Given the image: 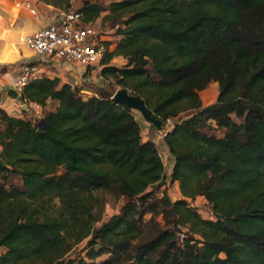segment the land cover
Returning <instances> with one entry per match:
<instances>
[{
  "label": "trees",
  "instance_id": "trees-1",
  "mask_svg": "<svg viewBox=\"0 0 264 264\" xmlns=\"http://www.w3.org/2000/svg\"><path fill=\"white\" fill-rule=\"evenodd\" d=\"M80 1L84 23L111 22L116 46L100 41L96 95L58 77L29 81L22 99L57 102L41 132L35 115L1 111L0 264H264V0ZM212 82L216 100L203 105ZM116 87L170 119L161 145L181 198L162 187L158 145L113 101ZM98 191L124 198L103 221ZM197 196L211 218L191 205ZM85 239V255L70 258Z\"/></svg>",
  "mask_w": 264,
  "mask_h": 264
},
{
  "label": "built area",
  "instance_id": "built-area-1",
  "mask_svg": "<svg viewBox=\"0 0 264 264\" xmlns=\"http://www.w3.org/2000/svg\"><path fill=\"white\" fill-rule=\"evenodd\" d=\"M22 5L28 9L34 19L40 18L31 0H24ZM101 40L92 23L83 22L81 12L59 10L48 24L41 25L26 34L18 45V48L24 46L30 49L35 59L20 66L16 78L9 83V87L20 94L29 81L45 75L44 62L62 61L83 68L85 73L88 69L96 67L99 74L101 69L99 63L105 51L104 45L100 43ZM80 93L92 95L82 87ZM22 104L26 110L39 107L35 102H28L25 99H22ZM1 111H3V102L0 100V113ZM168 122L170 123V119Z\"/></svg>",
  "mask_w": 264,
  "mask_h": 264
},
{
  "label": "crops",
  "instance_id": "crops-1",
  "mask_svg": "<svg viewBox=\"0 0 264 264\" xmlns=\"http://www.w3.org/2000/svg\"><path fill=\"white\" fill-rule=\"evenodd\" d=\"M23 1L24 0H0V100L3 102V111L15 117H23L24 111L30 114L32 110H26L22 104V100L19 99L20 94L11 89L9 83L16 78L20 66L24 62L35 59V55L30 49L24 46L18 48V45L26 34L32 32L41 25L48 24L58 13H50V11L55 9L47 5L51 8L49 9V13H47L48 15L40 13V18L34 19L30 15L28 9L22 5ZM16 63H20V66H16ZM43 69L45 76L58 77L61 82L69 83L72 86L80 85L82 82L88 83V80L92 78L86 77L83 68L62 61L51 63L44 62ZM212 83L214 84L216 82ZM216 86L218 88L217 83ZM202 91L203 90L199 92V95L203 105L210 104L203 102L204 97L201 95ZM139 123L143 138H151L150 136H146V123L142 124L140 121ZM168 129H170V127ZM153 140L155 141V139ZM174 184L177 183L175 182Z\"/></svg>",
  "mask_w": 264,
  "mask_h": 264
},
{
  "label": "rangeland",
  "instance_id": "rangeland-1",
  "mask_svg": "<svg viewBox=\"0 0 264 264\" xmlns=\"http://www.w3.org/2000/svg\"><path fill=\"white\" fill-rule=\"evenodd\" d=\"M100 1H102L103 3H107L109 0H100ZM32 3L37 8L39 14L40 13L41 14L42 13L47 14L50 11L49 9H51L49 6H47L43 3H40L36 0H33ZM80 5H81L80 0H75V1L73 0L71 8L77 10L80 7ZM54 9L55 10L50 11V13L55 14V13L59 12L58 9H56V8H54ZM103 15L104 14L102 13L101 16L99 18H97L92 23V25L95 28V30L97 31L98 35L101 37V39L109 42L108 49L114 50L118 36L115 34V28L111 27V22L102 20ZM124 61L125 60L123 58H121L119 56H115L111 59L110 64L120 67L123 65ZM15 65L20 66V63H16ZM96 69H97L96 67L88 69V71H86V77L87 78L92 77L91 80H88L89 81L88 83L82 82L80 85H78L79 87H82L85 90L89 91L92 94L90 96H93V93L96 90V88L98 87V84H103L105 82L103 78H100V74H98ZM117 88L118 87H116L115 90ZM217 90H218V88L216 86V83L210 84L205 90H203L201 92L202 97H204L203 102L204 103H211V102L215 101L216 95H217ZM83 95H85L87 97L86 94H83ZM56 105H57L56 101L49 100V101H47V103L44 107L39 106V107L32 108V111L30 110L31 112L29 115H32V116L36 115L38 118H41L45 113H47L50 110H53L56 107ZM133 113L135 114L136 118L142 124L146 123V126H145L147 128V132H145V133H147L146 136H150L151 138L155 139V141L158 145L159 152L162 156V159L164 161V166H165V178L166 179H165V185L162 187H165L168 195L170 196V198L172 200H176L178 198H181V194L178 190L177 185L174 183H171L170 178H169V174L171 171V164H172L171 157H170L169 153L167 152V150L161 145V136L166 130H168L169 127H171V124L168 123L166 125H160V124L157 125L155 123H152V122L145 120L139 111L133 110ZM24 116H26V115H24ZM12 181L16 184L20 183L17 175L12 176ZM96 195H97L98 200H99L96 204V208L98 210H100V209L102 210L101 221L107 220L111 215L118 213L120 210V207L124 203L123 196H120V195H118L112 191H98L96 193ZM190 203L198 211V213L202 217H204V218H211L212 217L211 206L203 196H197L194 200L190 201ZM101 221L96 222L95 226L98 227L100 225ZM87 250H88L87 240L85 239V240L81 241L80 243H78L77 245H75V247L72 249L71 253L69 254V257L74 258V257L84 256ZM107 256L108 255H106V254L102 255L96 261H102Z\"/></svg>",
  "mask_w": 264,
  "mask_h": 264
},
{
  "label": "water",
  "instance_id": "water-1",
  "mask_svg": "<svg viewBox=\"0 0 264 264\" xmlns=\"http://www.w3.org/2000/svg\"><path fill=\"white\" fill-rule=\"evenodd\" d=\"M19 99L22 100V97L19 96ZM112 99L115 102H120L125 104L130 109L139 111L145 120L155 123L157 125L158 124L161 125V122L149 113L147 107L144 104L143 99L131 93L129 90L125 88H117L112 95ZM44 123H45L44 119H41L39 121L40 128L38 129V132H41L42 128L44 127ZM0 165H2L1 160H0Z\"/></svg>",
  "mask_w": 264,
  "mask_h": 264
}]
</instances>
